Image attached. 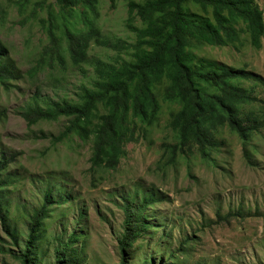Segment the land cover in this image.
Listing matches in <instances>:
<instances>
[{
    "label": "rangeland",
    "instance_id": "obj_1",
    "mask_svg": "<svg viewBox=\"0 0 264 264\" xmlns=\"http://www.w3.org/2000/svg\"><path fill=\"white\" fill-rule=\"evenodd\" d=\"M130 1L142 0H115L113 6L98 0L95 27L101 38L135 41L127 26ZM255 1L264 13V0ZM58 12L55 0H0V45L7 50L9 70L6 86L0 83V161L11 160L0 175V182L5 176L11 181L0 189L5 216V221L0 218V264H19L13 255L24 251L29 217L49 192L52 202L59 196L69 200L48 212L34 247V264H55V249L74 235L69 252L75 264H264V36L260 48L252 46L246 30L233 44L192 48L198 58L261 79L235 83L252 92L255 101L245 109L260 117L244 147L221 130L211 161L203 162L192 151L167 166L161 145L175 142L168 120L179 105L161 98L163 81L156 87L161 103L156 123L138 128L116 169L91 171L92 138L82 141L71 135L53 143L68 119L29 127L21 113L34 98L43 108L78 101L80 87H90L96 79L98 60L131 61V51L117 53L93 39L86 62L72 66ZM133 24L142 27L138 19ZM49 29L61 43L64 67L46 51ZM104 112L100 108L99 114ZM143 197L154 200L142 212L146 230L122 255V208L139 206Z\"/></svg>",
    "mask_w": 264,
    "mask_h": 264
},
{
    "label": "trees",
    "instance_id": "obj_2",
    "mask_svg": "<svg viewBox=\"0 0 264 264\" xmlns=\"http://www.w3.org/2000/svg\"><path fill=\"white\" fill-rule=\"evenodd\" d=\"M55 1L62 17L66 51L72 66L86 62L93 39L95 44L117 53L131 51V61L117 58L112 64L98 60L96 79L90 87H80L78 101L43 108L34 98L21 113L29 127L43 121L68 119L64 130L52 137L53 143L63 142L71 135L82 141L92 138L91 171L116 169L125 155V145L134 140L138 128L146 129L156 123L161 111L156 87L163 81L166 84L161 98L179 105L168 120L175 142L161 145V158L167 166L175 164L179 155H188L192 151H196L203 162L211 161V154L219 146L215 137L221 130L236 136L243 147L258 130V112L245 109L255 98L250 90L235 83L237 80L261 79L245 70L230 69L198 58L192 51L197 44L218 47L233 44L240 40L241 30L248 31L252 46L260 48L264 13L255 0L130 1L127 26L135 34L133 43L121 38L100 37L95 27L99 17L98 0ZM109 1L113 6L115 0ZM137 19L142 24L140 28L133 24ZM78 24L82 26L77 28ZM48 31L51 42L46 51L54 54L64 67L61 43L51 29ZM6 58L7 50L0 45V83L5 86L9 77L4 63ZM100 108L105 110L103 114H99ZM10 163L6 157L1 159L0 175ZM10 183L5 176L0 189ZM50 193L29 217L24 251L13 255L19 264L35 263L37 252L34 247L48 212L53 205H63L69 200L59 196L52 202ZM153 203V199L143 197L139 206H123V232L119 242L122 255L134 247L146 230L142 212ZM1 206L0 195V213ZM0 218L5 221L2 213ZM5 231L16 239L14 233ZM76 239L74 235L55 249V264H75L69 250ZM121 264H125L124 261Z\"/></svg>",
    "mask_w": 264,
    "mask_h": 264
},
{
    "label": "clouds",
    "instance_id": "obj_3",
    "mask_svg": "<svg viewBox=\"0 0 264 264\" xmlns=\"http://www.w3.org/2000/svg\"><path fill=\"white\" fill-rule=\"evenodd\" d=\"M66 47H67V42H66ZM66 53H67V51H66ZM68 54V53H67Z\"/></svg>",
    "mask_w": 264,
    "mask_h": 264
}]
</instances>
